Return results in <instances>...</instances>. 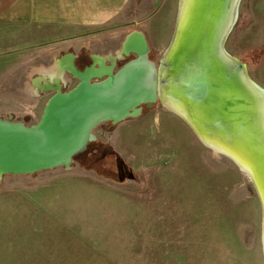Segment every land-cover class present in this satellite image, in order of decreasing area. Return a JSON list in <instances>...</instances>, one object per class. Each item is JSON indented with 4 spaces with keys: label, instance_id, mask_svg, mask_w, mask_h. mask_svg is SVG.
I'll return each instance as SVG.
<instances>
[{
    "label": "rangeland",
    "instance_id": "374dc122",
    "mask_svg": "<svg viewBox=\"0 0 264 264\" xmlns=\"http://www.w3.org/2000/svg\"><path fill=\"white\" fill-rule=\"evenodd\" d=\"M178 11L179 0H128L109 26L80 39L50 41L33 25L0 29V38L21 52L14 66L37 75L72 51L119 56L137 30L160 66ZM226 49L264 89V0L241 1ZM66 76L69 90L77 81ZM157 104L94 130L125 163L121 178L117 158L100 152L88 165L0 181V264H264L262 209L248 175Z\"/></svg>",
    "mask_w": 264,
    "mask_h": 264
},
{
    "label": "water",
    "instance_id": "95a60500",
    "mask_svg": "<svg viewBox=\"0 0 264 264\" xmlns=\"http://www.w3.org/2000/svg\"><path fill=\"white\" fill-rule=\"evenodd\" d=\"M228 1L194 0L179 32V0L173 39L160 66L150 59L146 35L137 30L126 36L119 56L92 54L93 64L83 70L76 64V54L60 56L56 60L59 73L71 75L78 83L69 91L58 77L40 85L51 97L35 124L0 117V181L7 175H33L60 167L70 170L75 158L98 140L94 130L100 124L118 125L137 118L144 105L152 108L160 101L157 106L179 115L196 134L197 143L227 156V161L248 175L261 204L264 240L263 136L258 134L252 104L237 87L234 74L263 98L262 126L264 95L246 66L225 49L237 22L232 12L224 23ZM240 1L235 0L233 6ZM132 54L136 57L116 68L118 60ZM222 60L231 66L225 67Z\"/></svg>",
    "mask_w": 264,
    "mask_h": 264
},
{
    "label": "crops",
    "instance_id": "0c3cea01",
    "mask_svg": "<svg viewBox=\"0 0 264 264\" xmlns=\"http://www.w3.org/2000/svg\"><path fill=\"white\" fill-rule=\"evenodd\" d=\"M128 0H0V29L45 28L52 39H80L94 28L109 26L113 14L125 12ZM47 28V29H46ZM0 117L13 116L29 125L37 123L51 97L40 89L47 78L29 72L22 64L14 66L21 53L12 47V38H0ZM6 44V45H5ZM7 44H10L8 47ZM22 51V48H21ZM76 53L75 51H73ZM93 54V53H92Z\"/></svg>",
    "mask_w": 264,
    "mask_h": 264
},
{
    "label": "bare ground",
    "instance_id": "6f19581e",
    "mask_svg": "<svg viewBox=\"0 0 264 264\" xmlns=\"http://www.w3.org/2000/svg\"><path fill=\"white\" fill-rule=\"evenodd\" d=\"M193 1L194 0H182V5H181V10H180V20L178 22V31L180 32L182 30L181 25L182 27L184 28L185 26V16H186V13H191V10H192V6H193ZM242 1V0H241ZM240 1V3H241ZM234 2L235 0H229L228 1V7H227V13H226V17H225V20H224V23L227 22V20H229V17L232 15V12H233V20H237L238 18V15H239V8H240V4H238V2H236L235 6L234 5ZM233 7H234V11H233ZM223 23V24H224ZM222 28V27H221ZM179 32H177L179 34ZM232 32V31H231ZM177 34V35H178ZM231 34V33H230ZM230 34L228 35L226 41H225V49H226V43L230 37ZM227 51V49H226ZM228 52V51H227ZM224 62V66L225 67H230L231 65L226 62L225 60H222ZM45 72L44 75L49 78V79H54V78H62L65 83H67L68 79H67V76L66 74H60L59 73V70L57 68V65L55 64L54 66H52L50 69H44ZM235 75V79H236V83H237V87L243 91L246 92L247 94V97H248V100L249 102L252 104V108H253V114H254V120H255V123L257 125V130H258V134L263 136V138L261 139L263 145H264V126H262V123H261V113H262V99L260 98L259 95H256L247 85V83L243 80L240 79V76L239 74H234ZM246 85H245V84ZM259 92L261 95H264V89L261 88L259 86ZM177 115V114H176ZM179 116V115H178ZM214 153L216 155H222L221 153H219L217 150H214ZM229 156H231V154H227ZM243 168V167H242ZM244 169V168H243ZM264 204V202H263ZM263 243V253H264V240L262 241Z\"/></svg>",
    "mask_w": 264,
    "mask_h": 264
},
{
    "label": "trees",
    "instance_id": "16d2710c",
    "mask_svg": "<svg viewBox=\"0 0 264 264\" xmlns=\"http://www.w3.org/2000/svg\"><path fill=\"white\" fill-rule=\"evenodd\" d=\"M150 59L152 61H154V59L152 57V54L150 55ZM100 152H102V157H104L107 154L109 156L115 157V159L117 158L116 164L119 166L118 177H120V178L123 177L124 174H125L124 171H125L126 165L121 160L120 156H118L117 153L115 152V150L112 147H110L109 145H106V144H103V143H100V142H97V141L94 142V143H91L89 145L88 149L86 150V152L78 155L75 158V162L76 161H81L83 165H85V164L88 165V164H90L92 162L93 156L95 154L97 155ZM104 172L107 173V172H111V171H107V170L104 169ZM107 174L111 175V173H107Z\"/></svg>",
    "mask_w": 264,
    "mask_h": 264
},
{
    "label": "flooded vegetation",
    "instance_id": "af4514ba",
    "mask_svg": "<svg viewBox=\"0 0 264 264\" xmlns=\"http://www.w3.org/2000/svg\"><path fill=\"white\" fill-rule=\"evenodd\" d=\"M150 47H151V45H150ZM68 53H71V52H68ZM72 53H74V52L72 51ZM64 54H66V53H64ZM74 54L77 55L76 64H77V66H78L79 69L83 70L85 67L90 66V65L93 64V60L91 58L92 53L88 52L86 49H83L79 53H74ZM151 54H152V48H151L150 55ZM100 56H102V55H100ZM135 57L136 56L134 54H132L130 57H124V59L118 60L117 61V67L116 68H120L121 67V64H120L121 62L120 61H124V64H125L126 62H128L129 60H131V59H133ZM107 64L110 65V61L109 60H107ZM70 77L73 79V77L71 75H70ZM72 81H75V79H73ZM77 83H78V81H77ZM77 83L73 87H70L71 89H69V90H72L77 85ZM69 90H67V91H69ZM144 108H147V107L144 105L143 106V109ZM111 125H112V123H109V126H111Z\"/></svg>",
    "mask_w": 264,
    "mask_h": 264
}]
</instances>
